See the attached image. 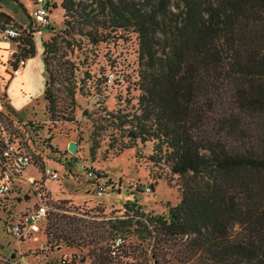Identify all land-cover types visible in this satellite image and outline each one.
<instances>
[{
  "label": "trees",
  "instance_id": "obj_1",
  "mask_svg": "<svg viewBox=\"0 0 264 264\" xmlns=\"http://www.w3.org/2000/svg\"><path fill=\"white\" fill-rule=\"evenodd\" d=\"M172 1L99 0L106 21L131 28L137 38L139 94L130 137L155 140L149 159L182 179L167 220L123 204L131 218L114 219L108 227L120 231L144 217L133 223L148 236H187L179 243L186 261L264 264V0H178L175 12ZM78 4L61 0L59 8L70 16ZM4 26L20 32L6 40L15 47L13 68L34 55L33 32L0 12V30ZM43 99L51 112L45 88ZM221 102L226 106L208 122ZM7 148L21 151L9 140ZM57 220L46 227L49 241L67 240Z\"/></svg>",
  "mask_w": 264,
  "mask_h": 264
},
{
  "label": "rangeland",
  "instance_id": "obj_2",
  "mask_svg": "<svg viewBox=\"0 0 264 264\" xmlns=\"http://www.w3.org/2000/svg\"><path fill=\"white\" fill-rule=\"evenodd\" d=\"M4 1L0 12L9 10L23 18L14 2ZM31 1L25 0L28 6ZM60 1L52 0L44 28L35 27L29 18L28 25L24 23L25 32H33V47L40 45L43 51L45 46L49 73L45 89L52 111L47 112L42 98L18 112L8 107L11 119L5 127L10 143L27 153L32 163L8 195L14 201L6 220L15 222L40 196L47 200V215L33 231L27 233L26 228L19 240L0 223V264H58L62 254L103 261L115 235L124 239L127 260L196 264L179 252V239L148 236L134 225L144 217L132 218L120 231L108 227L114 219H130L136 207L143 215L167 220L168 207L180 199L182 179L171 175L162 161L149 159L155 140L140 142L129 134L139 94L135 32L113 28L114 23L98 11L99 0H73L79 4L70 16H63ZM180 7L178 0L172 1L171 11ZM224 106L216 103L208 122ZM69 144L74 145L73 152L68 151ZM45 170L54 172L56 179L50 180ZM95 172L102 177L96 178ZM123 204L132 211L126 213ZM56 219L67 240L46 238L47 225Z\"/></svg>",
  "mask_w": 264,
  "mask_h": 264
},
{
  "label": "built area",
  "instance_id": "obj_3",
  "mask_svg": "<svg viewBox=\"0 0 264 264\" xmlns=\"http://www.w3.org/2000/svg\"><path fill=\"white\" fill-rule=\"evenodd\" d=\"M32 6L30 9L31 23L36 27H45L47 25V15L52 4V0H32ZM19 30L11 26H4L0 30V38L2 40L17 39L19 38ZM25 59L17 60L15 66L10 68V77L18 75L20 69L25 64ZM9 122L8 118L0 117V145L8 147V136L6 135L5 127ZM1 151V149H0ZM31 163L30 156L23 151H11L7 148V151L0 152V214L3 218H0L1 225L5 224L7 231L18 240L24 237L26 233L23 231L27 228L26 232L33 231L34 226L43 221L47 215V200L42 196L38 197L33 207L29 211L21 212L17 215L15 222H9L6 218L11 211L12 201L14 198H9L13 185L20 180V176L24 168ZM50 180H55L56 175L54 172H43ZM41 173V176L43 175ZM180 241L187 239L186 235L177 238ZM124 239L119 235H115L107 245L106 257L103 261H88L83 260L81 257L62 254L58 259V264H139L130 260L123 254ZM151 264H154L151 262Z\"/></svg>",
  "mask_w": 264,
  "mask_h": 264
},
{
  "label": "crops",
  "instance_id": "obj_4",
  "mask_svg": "<svg viewBox=\"0 0 264 264\" xmlns=\"http://www.w3.org/2000/svg\"><path fill=\"white\" fill-rule=\"evenodd\" d=\"M17 1L20 4V8L11 1L4 2L13 3L14 7H17L20 10H18V12L19 15L23 17L22 19H18L17 13H11L9 12V10L5 9L2 11L18 25L24 28V23L28 25L27 18H29V21L31 23L29 13L32 2L30 6H28L25 0ZM20 20H22V22ZM14 49V44L0 38V95H4L3 101L0 100V115L8 118V120L11 119L9 115L10 113L7 112L8 107L12 108L15 112H18L19 110H24L27 107H31L32 103L34 101L36 102V100H38L39 98L43 99L45 81L47 79V73L44 68L43 58L41 55L42 50L40 45H36L34 47V55L31 58L26 59L25 64L20 69L18 75L10 77L9 61L12 53L14 52ZM3 104H6L7 108L4 107Z\"/></svg>",
  "mask_w": 264,
  "mask_h": 264
},
{
  "label": "water",
  "instance_id": "obj_5",
  "mask_svg": "<svg viewBox=\"0 0 264 264\" xmlns=\"http://www.w3.org/2000/svg\"><path fill=\"white\" fill-rule=\"evenodd\" d=\"M68 151H70V152L74 151V145L73 144H69Z\"/></svg>",
  "mask_w": 264,
  "mask_h": 264
}]
</instances>
